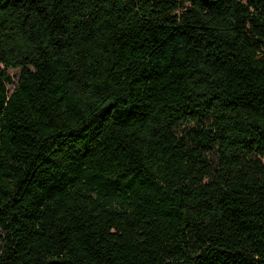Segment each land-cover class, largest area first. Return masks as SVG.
I'll use <instances>...</instances> for the list:
<instances>
[{
	"label": "trees",
	"instance_id": "16d2710c",
	"mask_svg": "<svg viewBox=\"0 0 264 264\" xmlns=\"http://www.w3.org/2000/svg\"><path fill=\"white\" fill-rule=\"evenodd\" d=\"M0 231V264H264V0H0Z\"/></svg>",
	"mask_w": 264,
	"mask_h": 264
},
{
	"label": "rangeland",
	"instance_id": "374dc122",
	"mask_svg": "<svg viewBox=\"0 0 264 264\" xmlns=\"http://www.w3.org/2000/svg\"><path fill=\"white\" fill-rule=\"evenodd\" d=\"M9 72L12 76V81L8 84V89L10 92H12L14 90V88L17 85V81L20 77V68H12L9 67ZM2 235V232L0 231V236ZM0 245H1V240H0Z\"/></svg>",
	"mask_w": 264,
	"mask_h": 264
}]
</instances>
